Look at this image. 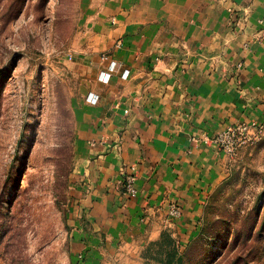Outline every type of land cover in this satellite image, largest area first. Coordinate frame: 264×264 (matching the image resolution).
Wrapping results in <instances>:
<instances>
[{
  "label": "crops",
  "instance_id": "obj_1",
  "mask_svg": "<svg viewBox=\"0 0 264 264\" xmlns=\"http://www.w3.org/2000/svg\"><path fill=\"white\" fill-rule=\"evenodd\" d=\"M98 1L71 62L83 81L71 236L93 263L140 255L173 204L182 215L171 224L193 238L228 169L216 137L264 123V0Z\"/></svg>",
  "mask_w": 264,
  "mask_h": 264
},
{
  "label": "rangeland",
  "instance_id": "obj_2",
  "mask_svg": "<svg viewBox=\"0 0 264 264\" xmlns=\"http://www.w3.org/2000/svg\"><path fill=\"white\" fill-rule=\"evenodd\" d=\"M98 3L0 0V264L93 263L71 236L83 82L71 62ZM228 156L193 238L168 221L140 255L93 264H264V129Z\"/></svg>",
  "mask_w": 264,
  "mask_h": 264
},
{
  "label": "built area",
  "instance_id": "obj_3",
  "mask_svg": "<svg viewBox=\"0 0 264 264\" xmlns=\"http://www.w3.org/2000/svg\"><path fill=\"white\" fill-rule=\"evenodd\" d=\"M240 67L241 65H239V68ZM125 76H127V73H125ZM102 78L105 81H108L110 78V74H103ZM96 99V97L91 96L88 98V100H90L91 102H96ZM263 129L264 123L243 122L227 127L222 133H220L216 137L215 141L218 143L222 151L227 154H231L236 151L239 147L247 144L250 141L252 131L255 133H259L262 132ZM125 193L129 197L137 196L135 177L133 175L128 176L125 181ZM181 215L182 208L179 205L173 204L169 213V218H171V221L173 222L176 218L180 217Z\"/></svg>",
  "mask_w": 264,
  "mask_h": 264
}]
</instances>
